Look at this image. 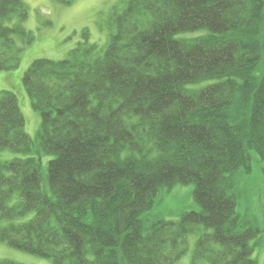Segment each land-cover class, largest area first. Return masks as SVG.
I'll use <instances>...</instances> for the list:
<instances>
[{"label":"trees","instance_id":"obj_1","mask_svg":"<svg viewBox=\"0 0 264 264\" xmlns=\"http://www.w3.org/2000/svg\"><path fill=\"white\" fill-rule=\"evenodd\" d=\"M27 18L24 0H0V72L34 42ZM110 18L103 53L84 31L67 59L25 73L37 151L17 96L0 95V150L31 155L0 162V243L53 264H177L203 226L195 263L257 264L236 181L251 152L264 173V0H129ZM178 185L200 210L147 224Z\"/></svg>","mask_w":264,"mask_h":264},{"label":"rangeland","instance_id":"obj_2","mask_svg":"<svg viewBox=\"0 0 264 264\" xmlns=\"http://www.w3.org/2000/svg\"><path fill=\"white\" fill-rule=\"evenodd\" d=\"M129 0H24L28 8V18L23 27L35 35L34 42L27 46L20 54V65L17 69L0 72V95L2 92H12L17 96L18 103L26 121L25 131L32 140L34 151L39 146L38 132L41 127V116L33 108L31 99L27 95L22 80L25 73L36 60L62 61L79 44L84 43L82 35L87 32L88 42L96 44L100 51L105 50L110 35L114 33V25L110 18V11L118 8L122 12ZM14 20L9 25H13ZM112 28V29H111ZM189 37V36H187ZM19 43V39H18ZM1 50V44H0ZM99 54V51H98ZM252 154V173L241 175L236 184L238 194L237 211L241 217L242 226L246 229H257L259 234L250 243L254 247L253 259L257 264H264V173L263 166L255 152ZM31 155L16 154L9 150H0V162L14 159H26ZM52 158L45 156L42 166V189L49 193L48 163ZM194 186L178 185L171 190L161 191L152 210L146 212L142 219L151 224L157 221L177 222L184 213L199 211L196 203ZM35 214L15 223L29 222ZM8 221L0 224L7 227ZM203 226L189 235L187 250L177 264H209L207 261L194 262L199 236L210 233ZM0 260L18 264H53L51 260L27 254L0 243Z\"/></svg>","mask_w":264,"mask_h":264}]
</instances>
